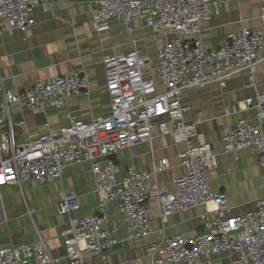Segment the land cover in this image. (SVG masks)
<instances>
[{"label": "built area", "instance_id": "1", "mask_svg": "<svg viewBox=\"0 0 264 264\" xmlns=\"http://www.w3.org/2000/svg\"><path fill=\"white\" fill-rule=\"evenodd\" d=\"M228 0H93L90 10L92 29L100 33L111 20H120L129 34L131 23L162 38L153 55L138 50L137 40L120 55L102 57L105 91L110 105L105 116L86 122L69 113L66 125L51 127L46 114L67 102L87 96L90 81L83 70L54 77L25 91L4 93L0 102V187L20 190L25 183L39 187L63 178L70 166L88 164L95 193L96 210L78 216L79 197L67 191L56 204L58 215L67 218L59 233L63 254L56 258L49 241L38 236L32 243L0 248V264H88L83 254L100 256L121 243L144 240L151 235V209L155 200L159 218L196 208L200 231L195 235L176 233L145 246V256L128 264H208L212 257L233 256V264H264V91L255 80L256 67L264 61V0L260 3L262 25L251 31L242 27L227 34L215 49L205 48L202 26L220 12ZM248 2L253 0H236ZM255 1V0H254ZM50 0H0V30L25 35L35 26L33 10ZM238 75L247 78L246 89L254 92L244 101L246 110L255 109V120L239 119L227 129L221 142L223 153L234 160L240 152L254 149L263 171L261 197L254 210L229 215L225 194L212 189L208 172L216 167V154L210 143H193L197 123H185L188 108L183 103L187 91L214 85L223 86ZM3 80L0 78V86ZM32 112L45 118L44 132L34 139L19 142L11 108ZM183 145L178 152L182 174L172 178V189H161L155 182L166 167L152 164L149 172L134 167L121 169L115 157L123 150L151 144L153 133ZM115 204L120 221L112 218L108 206ZM31 217V212H27ZM121 227L125 234L119 237ZM102 264H112L103 261Z\"/></svg>", "mask_w": 264, "mask_h": 264}, {"label": "crops", "instance_id": "2", "mask_svg": "<svg viewBox=\"0 0 264 264\" xmlns=\"http://www.w3.org/2000/svg\"><path fill=\"white\" fill-rule=\"evenodd\" d=\"M93 0H50L41 4L32 12L35 26L25 35L0 30V102L4 93L21 92L50 79L83 70L90 81L87 96L77 97L59 109L49 110L46 114L51 127L66 125L63 118L69 113L77 120L86 122L92 117L105 116L109 112V97L105 91L104 55H120L130 49L133 40H137L138 50L153 55L160 47L162 38L150 30L142 28L139 21L131 23L133 32L128 33L120 20H111L100 33H95L91 24V6ZM259 1L239 2L228 0L220 6L219 15L202 26L201 38L205 48L215 49L223 38L242 27L257 31L262 25ZM255 80L260 91H264V61L256 67ZM247 78L238 75L223 86L214 85L197 91H187L183 103L188 108L185 123H197V144L210 143L216 154V167L208 172L212 189L225 194V203L230 216L254 210L255 203L261 197L260 184L263 171L258 166L257 152L248 149L240 152L237 160L223 153L221 139L225 131L239 119L257 123L253 107L246 110L244 101L254 95L246 89ZM11 117L15 124L14 132L19 142L34 139L44 132L43 116L32 112L11 108ZM264 134V122L262 123ZM184 146L175 145L170 138L153 133L151 144H142L123 150L115 157L121 175L128 167L137 171L149 172L152 164L163 162L166 170L158 174L155 182L161 189H172V178L182 174L178 166L177 154ZM67 191H73L79 197L78 216H87L95 212L98 196L95 193L89 166L86 163L70 166L63 178L47 182L39 187L35 182L25 183L20 190L11 186L0 187V248L32 243L38 236L49 241L52 254L59 258L63 254V241L59 233L67 226V218L58 215L56 204ZM151 209V235L144 240L121 243L100 257L83 254L88 264H128L135 258L145 256V246L159 241L160 229L165 236L176 233L195 235L200 231L199 215L203 208H196L167 218L163 224L159 218L155 200L147 202ZM112 218L120 221L115 204L108 206ZM27 212H31V217ZM125 234L121 227L119 237ZM233 256L220 255L208 260V264H233ZM59 264H68L61 260Z\"/></svg>", "mask_w": 264, "mask_h": 264}]
</instances>
